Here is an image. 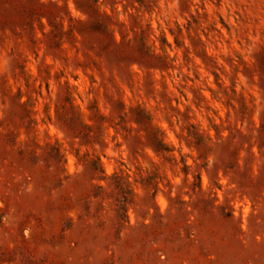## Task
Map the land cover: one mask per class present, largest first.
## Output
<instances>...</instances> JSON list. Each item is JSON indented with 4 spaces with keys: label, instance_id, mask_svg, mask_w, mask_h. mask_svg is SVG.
Here are the masks:
<instances>
[{
    "label": "rangeland",
    "instance_id": "rangeland-1",
    "mask_svg": "<svg viewBox=\"0 0 264 264\" xmlns=\"http://www.w3.org/2000/svg\"><path fill=\"white\" fill-rule=\"evenodd\" d=\"M0 264H264V0H0Z\"/></svg>",
    "mask_w": 264,
    "mask_h": 264
}]
</instances>
